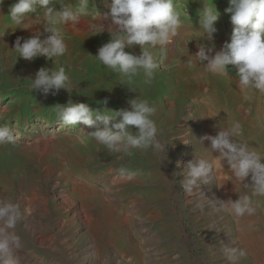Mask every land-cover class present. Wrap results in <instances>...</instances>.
<instances>
[{
    "label": "rangeland",
    "instance_id": "rangeland-1",
    "mask_svg": "<svg viewBox=\"0 0 264 264\" xmlns=\"http://www.w3.org/2000/svg\"><path fill=\"white\" fill-rule=\"evenodd\" d=\"M60 2L53 0L55 10ZM63 2L75 8L80 0ZM111 2L89 0V6L103 14ZM12 3H0V34L7 32L0 35V126H8L16 141L0 145V201L15 203L21 211L20 221L9 229L20 238L14 250L19 264L262 263L263 256L255 257L243 246L238 218L226 201L248 194L254 211L242 218L264 230V196H252L241 181L221 173L218 166L224 164H215L210 142L199 140L229 126L226 113L242 126V135L234 140L264 154V93L241 91L234 66H228L227 75L209 72L195 55L199 45L190 44L188 33L198 27V12L208 5L219 13L212 44L229 41L228 0H173L190 18L181 16L184 35L179 32L165 55L159 46L153 50L159 67L150 83L143 70L128 83L93 57L117 28L99 14L58 26L68 49L63 56L31 62L18 57L11 49L16 37L40 33L43 40L48 25L43 9L28 13L19 25L11 23L6 15ZM125 51L141 54L139 45ZM42 66L65 68L71 96L63 89L57 95L31 90V78ZM135 98L156 107L152 119L166 151L112 152L88 135L94 129L64 124L53 107L71 100L115 115L109 111L129 108L128 101ZM129 130L138 132L135 126ZM195 156L214 166L208 183L188 193L180 181ZM226 247L236 250L231 261Z\"/></svg>",
    "mask_w": 264,
    "mask_h": 264
},
{
    "label": "clouds",
    "instance_id": "clouds-1",
    "mask_svg": "<svg viewBox=\"0 0 264 264\" xmlns=\"http://www.w3.org/2000/svg\"><path fill=\"white\" fill-rule=\"evenodd\" d=\"M228 3L229 7L225 12L230 14V23L233 25L229 41L219 51H215L214 46L198 44L195 55L213 74L227 75L228 66H234L238 87L264 93V0H228ZM60 5V10H55L53 0H14L6 15L10 22L19 25L28 13L43 9L48 25L44 31L48 35L43 40L40 33L28 38L17 36L11 49L19 54L18 57L29 62L40 56L47 60L63 56L68 49L63 31L58 26L69 21L76 22L81 17L95 18L99 14L105 19L110 18L117 28L115 32H109V42L99 47L96 55L92 56L106 68L126 77L128 83L132 82V78L140 70H143L146 77L145 82H151L159 67L153 50L159 46L161 54L165 55L166 46L179 35L183 26L181 16L190 18L188 12L179 10L173 0H112L106 5L108 11L103 14L90 8L89 0H80L75 8L63 0ZM217 13L216 6L211 5L203 6L198 12V29L194 30L201 37L198 40H213L214 33L217 32L215 24L219 19ZM6 33L0 35L4 37ZM133 45L140 46L139 56L125 51ZM30 87L44 95H57L63 89L71 96L72 91L71 80L64 67H40L34 78H31ZM107 102L105 98L103 103ZM128 105L129 108L118 111L108 110L115 115L93 111L88 104L73 103L71 100L66 105L57 104L53 107L58 108L57 114L64 124L77 125L79 122L94 129L88 135L112 152L131 155L130 149L149 147L166 151L167 145H162L157 140L158 129L152 119L156 107L148 100L138 98L129 100ZM129 126H135L138 132L132 133ZM240 135L241 124L239 121H232L229 126L219 129L216 135H204L199 140L210 142L212 153H219L216 159L227 162L233 176L243 183L245 189H251L252 196H264V154L245 143L236 142L234 137ZM15 141L10 128L0 126V145ZM213 166L208 159L195 156L186 165L187 171L180 181L181 186L191 193L200 183H208ZM120 171L123 172L124 169L121 168ZM246 180L249 182H245ZM226 202L230 204L228 210L236 216L254 211L248 194ZM20 219L21 211L17 204L0 201V264H19L14 250L20 247V238L9 229H14ZM235 251L225 248L229 261L234 259Z\"/></svg>",
    "mask_w": 264,
    "mask_h": 264
},
{
    "label": "bare ground",
    "instance_id": "bare-ground-1",
    "mask_svg": "<svg viewBox=\"0 0 264 264\" xmlns=\"http://www.w3.org/2000/svg\"><path fill=\"white\" fill-rule=\"evenodd\" d=\"M194 27L196 29H198V27H196L194 25ZM195 28H193L190 32L194 35H191V33L189 32L188 35L191 36L190 40H192V42H190V44H195V45H198L199 43H203L205 44L207 47H212V45L215 46V51H219L222 47V43L224 42V40L220 39L219 40V44H215L212 42H214L213 40L211 42L207 41V40H198V39H201V37L196 34V32L194 31ZM189 31V30H188ZM181 35H184L183 32L181 31L180 32ZM185 33V31H184ZM186 34V33H185ZM187 37V36H186ZM184 38V37H183ZM214 54V52L212 53ZM238 87V86H237ZM241 91H243V89H240ZM264 97V96H263ZM264 100V99H263ZM259 111V110H258ZM259 113V112H258ZM210 114V113H209ZM225 116L224 118H229L232 121H236L235 117L233 116H229L228 114L226 113H223ZM214 117V115H213ZM261 135V134H260ZM263 137V136H261ZM254 138V137H253ZM252 148V147H250ZM262 149V146L260 147ZM212 153V152H211ZM219 153L217 152H214L213 154V157L216 158V156H218ZM212 158V157H211ZM215 164H224V165H221V166H218L219 168H221L220 172L221 173H225L228 174V176H233L232 172H231V169H229V166L226 167L227 162L226 161H222V163L218 160V162H216ZM226 164V165H225ZM238 181V180H237ZM247 181V180H246ZM233 182V181H232ZM240 182V181H239ZM235 183V182H234ZM241 184V183H240ZM229 185V183H228ZM225 186V184H224ZM237 186V185H236ZM239 186V185H238ZM241 186V185H240ZM243 186V185H242ZM227 187V186H226ZM234 188V187H233ZM236 189V188H235ZM234 189V190H235ZM230 190V189H228ZM228 190L226 191V193L223 191V193H225V199L228 200ZM232 190V188H231ZM234 190H233V193H234ZM235 195V194H234ZM232 195V196H234ZM238 220H237V224H238V237L240 238V240L242 241L243 243V246L248 250V252H250L253 256L255 257H259V256H263L264 257V230L262 229L261 225L257 226V229L253 228L252 225H249L246 221L243 220L242 218V215L241 216H237ZM261 227V228H260ZM263 237V238H262ZM257 264H264V260L263 262L261 263H257Z\"/></svg>",
    "mask_w": 264,
    "mask_h": 264
}]
</instances>
